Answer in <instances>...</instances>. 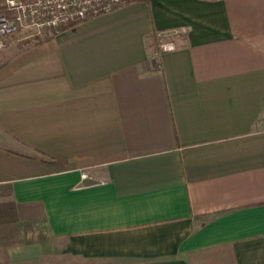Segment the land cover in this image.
<instances>
[{"label":"crops","instance_id":"obj_1","mask_svg":"<svg viewBox=\"0 0 264 264\" xmlns=\"http://www.w3.org/2000/svg\"><path fill=\"white\" fill-rule=\"evenodd\" d=\"M27 47L0 60V264H264V0L127 2Z\"/></svg>","mask_w":264,"mask_h":264},{"label":"built area","instance_id":"obj_2","mask_svg":"<svg viewBox=\"0 0 264 264\" xmlns=\"http://www.w3.org/2000/svg\"><path fill=\"white\" fill-rule=\"evenodd\" d=\"M127 2L128 0H5L0 5V50L14 36L27 45L32 42L40 43L42 38L114 11ZM160 47L163 51H171L175 49V44L170 41L162 42Z\"/></svg>","mask_w":264,"mask_h":264},{"label":"trees","instance_id":"obj_3","mask_svg":"<svg viewBox=\"0 0 264 264\" xmlns=\"http://www.w3.org/2000/svg\"><path fill=\"white\" fill-rule=\"evenodd\" d=\"M134 1H139V0H128V3L134 2ZM165 37H168V35H164L162 33H154L150 36L149 39V47L152 48L154 53H160V44L166 39ZM50 39V38H49ZM157 65L155 66L153 60H147L145 63H143V69L147 70L148 72H153L156 70V67L158 68L159 63H156ZM14 153L21 154L19 151L13 150ZM48 161H53V162H60L63 160L59 159H52V158H47ZM3 194L0 192V199H3L1 197H4L6 193H10L9 190L6 187H3ZM6 198V197H5ZM19 207L15 202L13 203H7V202H0V221L3 220L5 217H7L10 212L12 213H17L19 211Z\"/></svg>","mask_w":264,"mask_h":264},{"label":"rangeland","instance_id":"obj_4","mask_svg":"<svg viewBox=\"0 0 264 264\" xmlns=\"http://www.w3.org/2000/svg\"><path fill=\"white\" fill-rule=\"evenodd\" d=\"M5 0H0V5L4 2ZM66 30V29H65ZM62 31H64V30H62ZM61 32V31H60ZM16 35V34H15ZM49 38H52V36H50V37H46V38H42L41 39V42H43V41H45V40H49ZM19 40V38L18 37H16V36H14V37H12L11 39H9L8 41V45H6V47L4 48V49H2V50H0V60L1 59H3L5 56H7V55H9L10 53H12L14 50H16V48L18 47L19 49H20V47L21 48H25V47H32V46H36V45H38V43H35V42H32V43H34V44H32V43H30V44H25V42H19L18 41ZM11 41V42H10ZM8 47V48H7ZM27 47V48H28ZM17 48V49H18ZM1 194H3V193H1ZM9 198V194L8 193H6V195L4 196V197H1V198Z\"/></svg>","mask_w":264,"mask_h":264}]
</instances>
